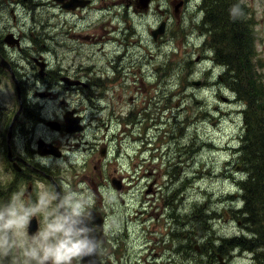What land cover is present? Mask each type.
<instances>
[{"label":"rangeland","instance_id":"1","mask_svg":"<svg viewBox=\"0 0 264 264\" xmlns=\"http://www.w3.org/2000/svg\"><path fill=\"white\" fill-rule=\"evenodd\" d=\"M173 1L151 0L143 11L134 10L133 0H92L74 10L53 0H4L0 37L7 30L22 34V52L6 50L18 66L24 91L37 96L35 91L53 88L56 96H71L70 106L80 98L87 125L75 137L39 126L38 134H52L65 155L47 158L51 179L37 181L27 194V183L11 177L0 150V208L9 201L17 209L30 208L46 197L50 213L65 195L87 197L92 206L102 198L106 223L114 225H105L106 234L122 243L121 264H217V253L227 264H255L252 252L227 245V240L249 235L237 218L243 205L240 182L246 177L238 159L245 105L224 83V66L213 60L202 0H183L176 14ZM240 2L255 17L256 63L264 78V0ZM161 21L166 22L164 33L154 39L150 30ZM29 54L44 56L55 77L81 72L88 87L70 90L53 83L50 75L39 78ZM15 93L14 83L0 76L3 107H16ZM33 102L43 105L40 111L48 117L62 111L54 99ZM1 108L0 103V114ZM129 110L134 125L126 122ZM110 114L108 135L114 136L103 160L98 147L90 146L103 131L101 125L96 128L99 120ZM114 170L124 175L121 193L94 181L98 172ZM118 195L128 199L127 207L117 203ZM36 216L37 230L14 233L17 247L0 255V264H27L24 247L43 228L46 214ZM221 243L225 247L218 252Z\"/></svg>","mask_w":264,"mask_h":264},{"label":"flooded vegetation","instance_id":"2","mask_svg":"<svg viewBox=\"0 0 264 264\" xmlns=\"http://www.w3.org/2000/svg\"><path fill=\"white\" fill-rule=\"evenodd\" d=\"M54 2L58 3L62 9H67L64 6H62V3L68 2L69 0H53ZM182 1L180 6H183L184 1ZM2 2H0V9L2 8ZM92 3V0H89L88 3L85 6H77L74 9L80 7L85 8L89 6ZM133 3L135 4V1L133 0ZM173 5V2H172ZM136 7V5H135ZM74 9H67V10H74ZM135 9L138 10L136 7ZM13 12V9H11ZM166 23V22H165ZM10 34V38L6 39L7 35ZM86 38V37H84ZM8 40V41H7ZM6 48H11L17 50L19 53L22 52L23 46H22V34L21 32H15L13 30H7L3 35L0 37V76L8 78L10 81L14 83L15 86V94H16V107L6 109V107L2 106V100L1 103V114H0V150H2V162L8 165L10 167V170L12 172V178L16 180L17 182L21 183H27L28 189L25 194L28 193V191H31L32 185L37 184V181H45L48 179H51L53 175V170L48 166L46 163L47 158L49 157H56L54 154L48 153V154H41L39 152V141L40 144H47L51 143L55 148V151L60 152V155L57 157H62L65 155L64 149L57 144L55 137L50 133H44V134H38V128L40 125H43L45 128L49 129L50 131L55 132H62L66 134L67 136L75 137L80 132L85 130L86 127V107L82 106L81 99L77 98L76 103L72 106H70L69 97L71 96H56V90L51 88L45 91H35V94L37 96H29L26 91H24L23 85L21 83V74L18 70V66L16 62L11 58L12 56L7 55ZM47 51H42V53ZM28 62L30 64L36 65L39 69L37 71V74L39 78L46 79L48 75L52 77L53 83H57L62 85L65 89H82L88 87L89 83L85 81L87 77H84L81 72H73V73H66V74H57L56 77L53 74V70L48 71V64L44 60V56H41V54L38 55H32L29 54L27 56ZM2 59V62H1ZM72 81H78V83H68ZM201 82V81H200ZM16 85L19 86V92L16 90ZM43 98V99H54L58 106L62 107V111L59 115H55L56 117H48V115H45V113H42L40 110L43 108V105L37 106V102H33L34 98ZM86 97V96H85ZM94 99V96H93ZM90 98V100H93ZM129 100L132 101L133 98L129 97ZM113 114H110V116L106 120H99V125H96V128H100V125L103 126L102 133L98 140L95 141V144H91V148L94 149L96 146L98 147V151L100 154V157L103 158V160L107 159L110 149L108 148V140L113 138L114 134L109 133L110 128V119ZM69 118L73 124L75 123V126L77 124L81 126V129L79 131L69 132L66 131V124L65 119ZM52 122V126L48 124V122ZM105 122V125H104ZM126 122L131 123L134 125V111L129 110L126 115ZM77 123V124H76ZM55 126L57 127H53ZM72 123L71 125L74 126ZM50 135V137L48 136ZM36 137V139H35ZM50 140H49V139ZM97 138V136H96ZM95 138V139H96ZM101 138V139H100ZM86 143V140L84 141ZM78 145V143L76 144ZM120 150V148H119ZM119 150H116V157L119 156ZM38 154L41 155V157H44V161L38 160ZM97 164L101 167V159L97 161ZM97 177L94 178V181H96V184L108 186L111 185L114 187L113 189L117 193H121L125 190L126 187H124V175L121 173H117L116 170L112 173H102L98 172ZM10 185V184H9ZM150 190V187L148 188ZM132 195V193H131ZM2 196H5L3 190H2ZM117 198V196H116ZM115 198V201L117 199ZM119 202L124 207H127V200L123 198V196H119ZM98 206H93L92 210H94L98 214V217H100V227L97 228V232L100 231V240H101V252L98 255V259L100 261V264H121L122 254H120V247L122 243L119 241L118 236L112 235V241L110 240V236L106 234V226L108 228L114 227L112 221L107 222V218L105 219V214L102 212L101 208V202L103 201L102 198L99 199ZM60 201V200H59ZM106 201V200H105ZM57 199V204H58ZM35 221V226L37 230V226L39 224V217L34 216L30 219ZM106 225V226H105ZM29 224L27 226V233L30 234L28 231ZM126 240H129L130 234L126 231L124 233ZM119 242V243H118ZM109 243H111L110 248ZM120 244V247L118 249V245ZM103 248L105 250L103 251ZM196 249V246H194ZM111 248H115L110 250ZM180 249V247L178 248ZM157 255V253H155ZM224 258V257H223ZM110 259V260H109ZM225 259V258H224ZM137 261H135L133 264H136Z\"/></svg>","mask_w":264,"mask_h":264},{"label":"trees","instance_id":"3","mask_svg":"<svg viewBox=\"0 0 264 264\" xmlns=\"http://www.w3.org/2000/svg\"><path fill=\"white\" fill-rule=\"evenodd\" d=\"M234 5L243 9L240 19L230 16ZM201 7L213 60L224 66V83L245 105L238 159L246 177L240 182L243 205L237 218L249 235L227 240V245L252 252L255 264H264V78L256 63L255 17L240 0H202ZM224 247L221 243L216 250Z\"/></svg>","mask_w":264,"mask_h":264},{"label":"clouds","instance_id":"4","mask_svg":"<svg viewBox=\"0 0 264 264\" xmlns=\"http://www.w3.org/2000/svg\"><path fill=\"white\" fill-rule=\"evenodd\" d=\"M230 16L233 20L243 17L241 6L234 5ZM92 207L87 197L73 195H65L50 213L46 197L22 209L9 201L0 208V255L7 256L17 247L14 233L24 230L32 217L46 214L43 228L24 247L27 264H82L85 258L98 256L101 240Z\"/></svg>","mask_w":264,"mask_h":264},{"label":"water","instance_id":"5","mask_svg":"<svg viewBox=\"0 0 264 264\" xmlns=\"http://www.w3.org/2000/svg\"><path fill=\"white\" fill-rule=\"evenodd\" d=\"M88 1L89 0H69L68 2L62 3V6H64L67 9H74L77 6H85L88 3ZM149 1L150 0H136V7L141 9V10H146L148 5H149ZM181 3H182V1L179 0L173 4L175 13L178 12V8L180 7ZM164 25H165V22H162V23H160V25L157 28H155L151 31V35L153 38H157V36L161 35L164 32ZM8 38H10V34L7 35L6 39H8ZM1 62H2V59H1ZM68 83H78V81H72V82H68ZM193 83H194V85H198L200 82L195 81ZM16 90H17V92H19V86L18 85H16ZM71 123L73 124V122H71L69 120V118L65 119L66 131L74 132V131H79L81 129V126H79L77 123H76L77 126H75V123L73 124L74 126H72ZM48 124L51 125L52 122L50 121V122H48ZM53 127H57V126H55V124H54ZM40 142H42V141H39V152L41 154L51 153V154H54L56 156L60 155V152L55 151L56 147H54L51 143H47V144L43 145V144H40ZM93 213L95 216L94 223H95V225L100 227V217H98L99 213H96L94 210H93ZM35 228H36L35 221L33 219L29 223V227H28L29 233L31 234L33 232V230H35ZM97 235H98V237H100V231L97 233ZM218 259H219L218 264H226L224 262L223 258L219 254H218ZM82 264H100V261L98 259V256H96V257H91V258H85L84 261L82 262Z\"/></svg>","mask_w":264,"mask_h":264},{"label":"bare ground","instance_id":"6","mask_svg":"<svg viewBox=\"0 0 264 264\" xmlns=\"http://www.w3.org/2000/svg\"><path fill=\"white\" fill-rule=\"evenodd\" d=\"M24 4V3H23ZM16 5V4H15ZM23 8V7H22ZM31 18H33V17H31ZM39 24V23H38ZM33 25V24H32ZM36 27V26H35ZM47 28V27H46ZM42 31V30H41ZM28 42V41H27Z\"/></svg>","mask_w":264,"mask_h":264}]
</instances>
